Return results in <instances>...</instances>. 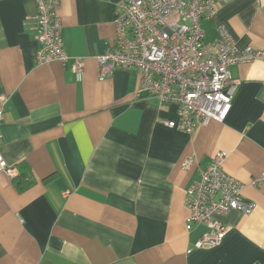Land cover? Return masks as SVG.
I'll use <instances>...</instances> for the list:
<instances>
[{"label":"crops","instance_id":"0c3cea01","mask_svg":"<svg viewBox=\"0 0 264 264\" xmlns=\"http://www.w3.org/2000/svg\"><path fill=\"white\" fill-rule=\"evenodd\" d=\"M119 0H59L69 59L35 63L34 0H0V91L8 95L0 152L32 185L0 169V264H264V0H218L203 41L224 26L258 58L230 67L237 90L222 121L187 134L166 125L175 105L138 96L134 70L100 79ZM82 61L76 72L74 59ZM219 151L250 213L230 211L221 243L196 249L185 191ZM188 169L182 163L188 159Z\"/></svg>","mask_w":264,"mask_h":264},{"label":"built area","instance_id":"2783aa9c","mask_svg":"<svg viewBox=\"0 0 264 264\" xmlns=\"http://www.w3.org/2000/svg\"><path fill=\"white\" fill-rule=\"evenodd\" d=\"M34 1L39 43L35 63L67 62L57 14L59 0ZM217 8L218 0H119L115 41L97 57L100 79L118 68L136 71V94L153 98L159 108L175 105L177 119L165 123L181 132L190 134L210 119L222 121L237 90L230 67L252 61L261 52L251 47L238 48L224 26L218 28L214 40L205 43L202 23L212 18ZM74 68L82 72L80 58L74 59ZM7 102V93L0 91V127ZM1 144L0 129V147ZM226 157V152H217L185 191L184 202L189 209L186 230L195 224L205 227L194 244L196 249L221 243L227 231L221 218L230 211L248 214L252 209L241 195V183L224 170ZM191 163L188 158L182 167L188 169ZM0 169L15 176V169L6 165L1 152ZM262 182L264 172L251 179L250 185Z\"/></svg>","mask_w":264,"mask_h":264},{"label":"trees","instance_id":"16d2710c","mask_svg":"<svg viewBox=\"0 0 264 264\" xmlns=\"http://www.w3.org/2000/svg\"><path fill=\"white\" fill-rule=\"evenodd\" d=\"M20 171L17 176H14L13 183L18 191L22 192L25 189L29 188L33 181L30 179V175L28 174L29 169L28 165L23 163L19 166Z\"/></svg>","mask_w":264,"mask_h":264}]
</instances>
